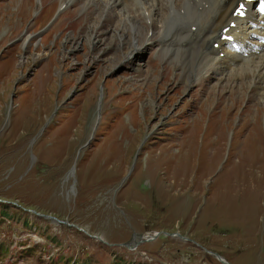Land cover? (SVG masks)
Here are the masks:
<instances>
[{"label":"rangeland","instance_id":"374dc122","mask_svg":"<svg viewBox=\"0 0 264 264\" xmlns=\"http://www.w3.org/2000/svg\"><path fill=\"white\" fill-rule=\"evenodd\" d=\"M65 1L0 0L5 264H264V81L186 82L159 35L117 64L122 17Z\"/></svg>","mask_w":264,"mask_h":264},{"label":"bare ground","instance_id":"6f19581e","mask_svg":"<svg viewBox=\"0 0 264 264\" xmlns=\"http://www.w3.org/2000/svg\"><path fill=\"white\" fill-rule=\"evenodd\" d=\"M68 1L70 2L72 0ZM83 1L86 3V6H91L92 4L97 5L99 7L98 11L101 13L104 12L105 15L116 12L122 17L121 24L126 31H131L133 33L132 35H134V37L132 38V43L123 41L124 35H120L119 37L116 36V32L114 33L113 37L119 39L121 43L120 46H129L127 49L128 52L122 54V58H119L117 64H121L123 60H125L123 65L129 64L133 56L141 51L140 49L144 45V49L147 46H151L155 43L153 37L159 35V43L164 38L166 39L163 42L169 43L168 41L170 40L175 43V47H173V45L172 47H170L171 45H160L163 48L176 49L175 51L178 56L182 57L185 65L182 77L186 82L199 80L201 74L203 76L205 74L210 75L213 72H211V66H215L217 69L214 70L219 73L216 77L211 76L214 86H217L221 79L226 80L225 82L227 83V73H232L237 70L247 71V73L252 76L249 78L250 81L255 79L264 81V17L256 16L251 10L246 21L233 19L230 15V11L237 0ZM66 2L67 0L63 4L65 5ZM130 5L134 6V14L137 18L127 12ZM147 5L151 6L146 8ZM62 8L64 9V6ZM138 16H141L142 19ZM172 21L175 23L174 26H170ZM230 21L236 23V27L230 28L228 32V34H231L235 38V41L233 43L221 42L219 41L220 31ZM193 28H195L194 31H192ZM149 33H151L150 37H148ZM139 34L142 35L143 41L140 45H136V36ZM92 42L91 46L93 47L100 44V41L97 39H94ZM216 42H218V48L213 47V44ZM109 46H111V44L100 46V52H105V47ZM256 50H259V54L255 53ZM166 52L167 51H165V53ZM220 53H223L222 58L219 57ZM245 53H248L246 58L242 56ZM91 58H93V56ZM218 60L221 61L223 67L217 62ZM225 70L227 72L224 74ZM208 75L207 78H209ZM262 85L264 87V82ZM253 86H256V84Z\"/></svg>","mask_w":264,"mask_h":264},{"label":"water","instance_id":"95a60500","mask_svg":"<svg viewBox=\"0 0 264 264\" xmlns=\"http://www.w3.org/2000/svg\"><path fill=\"white\" fill-rule=\"evenodd\" d=\"M72 97L73 96H70L67 100H66V102H68L69 100H71L72 99ZM101 99V98H100ZM100 99H99V101H100ZM56 110H57V108H56ZM100 117H101V114H100V102H99V106H98V109H97V122H96V124H95V126H94V128H93V133L95 132V130H96V128H97V125H98V122H99V120H100ZM46 125V124H45ZM44 129H45V126H43V128H42V130H41V132L40 133H42L43 131H44ZM87 144H89V143H87ZM137 156V154L135 155V157ZM72 171H73V168H72ZM50 219H52V218H50ZM55 220V219H54ZM56 222H59V221H56ZM173 236H175V235H173ZM177 236L178 237H180L178 234H177ZM181 238V237H180ZM152 238H145V240L146 241H149V240H151ZM183 239V238H182Z\"/></svg>","mask_w":264,"mask_h":264},{"label":"trees","instance_id":"16d2710c","mask_svg":"<svg viewBox=\"0 0 264 264\" xmlns=\"http://www.w3.org/2000/svg\"><path fill=\"white\" fill-rule=\"evenodd\" d=\"M0 251H1V253H0V255H4V253H5V251H6V247H5V245H1L0 246ZM60 260H62V261H64L65 260V257L64 256H61L60 257ZM86 262H88V261H86ZM86 264H88V263H86ZM111 264V263H110ZM113 264V263H112Z\"/></svg>","mask_w":264,"mask_h":264}]
</instances>
